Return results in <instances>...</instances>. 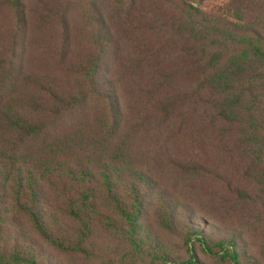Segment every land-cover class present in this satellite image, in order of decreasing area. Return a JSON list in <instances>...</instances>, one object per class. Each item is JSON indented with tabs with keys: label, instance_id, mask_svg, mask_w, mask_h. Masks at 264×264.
<instances>
[{
	"label": "trees",
	"instance_id": "16d2710c",
	"mask_svg": "<svg viewBox=\"0 0 264 264\" xmlns=\"http://www.w3.org/2000/svg\"><path fill=\"white\" fill-rule=\"evenodd\" d=\"M185 109L228 216L178 182L214 161L157 146ZM203 256L264 264V0H0V264Z\"/></svg>",
	"mask_w": 264,
	"mask_h": 264
},
{
	"label": "rangeland",
	"instance_id": "374dc122",
	"mask_svg": "<svg viewBox=\"0 0 264 264\" xmlns=\"http://www.w3.org/2000/svg\"><path fill=\"white\" fill-rule=\"evenodd\" d=\"M35 0H30V3L33 4ZM124 47L127 45L131 46L129 42H123ZM134 51V50H133ZM186 112V109L182 112L179 111V114L174 120H172L167 128H164L160 131L158 137L159 141L157 142L158 148L164 150L166 153H170L175 156H185L191 157L198 161H214L217 168H212L209 170L210 173L206 176L201 175L195 179H183L179 178L178 182L183 184L186 182L187 186L185 187V192L192 198L190 201L197 207H202L209 215L212 216H221L229 215L228 211L224 209V206L219 204V197L221 194L225 193L224 187L222 188L220 180L222 178L228 177L229 175L226 172V168L223 164V155L220 153L217 155L216 151H212V147L209 146L208 152L203 148V134L199 131L200 123L202 118L199 116L198 111H195L193 115L194 120L191 118L185 119L183 123L180 122L183 113ZM156 173H158L162 178L166 179L169 182H172L175 179L176 171L173 170V167L169 164L162 162L158 164L157 167H154ZM214 227V226H213ZM217 228V227H215ZM223 235L225 232L219 231ZM209 231L212 232L210 228ZM217 235L219 233H216ZM203 255V254H202ZM207 264H213V259L210 257L203 256Z\"/></svg>",
	"mask_w": 264,
	"mask_h": 264
}]
</instances>
